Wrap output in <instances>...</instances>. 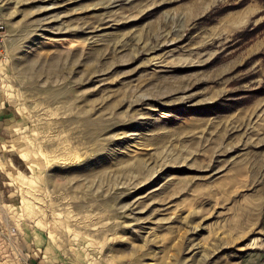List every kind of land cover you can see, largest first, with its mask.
Returning a JSON list of instances; mask_svg holds the SVG:
<instances>
[{
  "label": "rangeland",
  "instance_id": "374dc122",
  "mask_svg": "<svg viewBox=\"0 0 264 264\" xmlns=\"http://www.w3.org/2000/svg\"><path fill=\"white\" fill-rule=\"evenodd\" d=\"M0 18L5 245L264 264V0H0Z\"/></svg>",
  "mask_w": 264,
  "mask_h": 264
},
{
  "label": "crops",
  "instance_id": "0c3cea01",
  "mask_svg": "<svg viewBox=\"0 0 264 264\" xmlns=\"http://www.w3.org/2000/svg\"><path fill=\"white\" fill-rule=\"evenodd\" d=\"M25 251H30V253ZM34 256L31 249L27 246L22 245L19 247L15 243L5 245V242L0 237V264H20V262L26 264V261L27 264H30L31 258H35Z\"/></svg>",
  "mask_w": 264,
  "mask_h": 264
},
{
  "label": "built area",
  "instance_id": "2783aa9c",
  "mask_svg": "<svg viewBox=\"0 0 264 264\" xmlns=\"http://www.w3.org/2000/svg\"><path fill=\"white\" fill-rule=\"evenodd\" d=\"M5 38V23L2 18H0V49L1 45L4 41Z\"/></svg>",
  "mask_w": 264,
  "mask_h": 264
}]
</instances>
